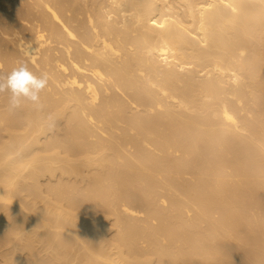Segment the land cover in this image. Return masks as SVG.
Masks as SVG:
<instances>
[{
  "label": "bare ground",
  "instance_id": "6f19581e",
  "mask_svg": "<svg viewBox=\"0 0 264 264\" xmlns=\"http://www.w3.org/2000/svg\"><path fill=\"white\" fill-rule=\"evenodd\" d=\"M21 63L0 264H264V0H0Z\"/></svg>",
  "mask_w": 264,
  "mask_h": 264
},
{
  "label": "clouds",
  "instance_id": "9594fccd",
  "mask_svg": "<svg viewBox=\"0 0 264 264\" xmlns=\"http://www.w3.org/2000/svg\"><path fill=\"white\" fill-rule=\"evenodd\" d=\"M31 52V49L29 50ZM49 74L33 73L26 63H21L13 68L6 76L0 77V93L9 92V104L13 109H18L24 101L31 102L37 107L41 106V93L49 85Z\"/></svg>",
  "mask_w": 264,
  "mask_h": 264
}]
</instances>
